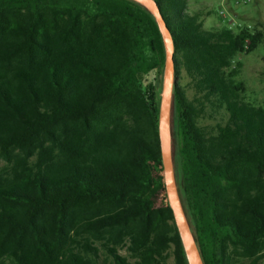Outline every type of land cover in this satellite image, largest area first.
I'll return each instance as SVG.
<instances>
[{"label":"trees","instance_id":"obj_1","mask_svg":"<svg viewBox=\"0 0 264 264\" xmlns=\"http://www.w3.org/2000/svg\"><path fill=\"white\" fill-rule=\"evenodd\" d=\"M156 1L190 78L177 180L205 264H263L264 99L236 76L264 29ZM165 62L134 0H0V264H189L160 142Z\"/></svg>","mask_w":264,"mask_h":264},{"label":"rangeland","instance_id":"obj_2","mask_svg":"<svg viewBox=\"0 0 264 264\" xmlns=\"http://www.w3.org/2000/svg\"><path fill=\"white\" fill-rule=\"evenodd\" d=\"M188 10L192 13H199L207 27H221L230 25L229 19H233L238 26L248 25L251 27L258 26L264 29V0H248L247 3L238 4L235 0H189ZM223 10L227 18H224L220 11ZM243 66L236 80L245 83L247 90L245 97L247 101L254 104H262L264 99V42L261 43L254 51L242 57ZM158 74L152 73L148 76L149 80L156 78ZM160 92H162L164 72L159 75ZM176 80L187 87L190 78L184 71L181 72ZM189 96L193 91L188 89ZM220 117V116H218ZM204 123H214L207 120ZM172 143L175 161V170L177 179H181V163L178 153V136L176 128V118L173 109L172 117ZM125 253V251H122ZM112 264V263H111ZM168 264H174L171 257ZM264 264V261H263Z\"/></svg>","mask_w":264,"mask_h":264},{"label":"water","instance_id":"obj_3","mask_svg":"<svg viewBox=\"0 0 264 264\" xmlns=\"http://www.w3.org/2000/svg\"><path fill=\"white\" fill-rule=\"evenodd\" d=\"M145 6L155 17L162 32L166 50L163 87L160 98L159 132L165 171L166 189L175 221L189 264H205L194 227L181 196L173 154L172 117L175 108L174 90L177 85L175 42L156 0H134Z\"/></svg>","mask_w":264,"mask_h":264},{"label":"built area","instance_id":"obj_4","mask_svg":"<svg viewBox=\"0 0 264 264\" xmlns=\"http://www.w3.org/2000/svg\"><path fill=\"white\" fill-rule=\"evenodd\" d=\"M235 2L238 3V4H241V3H247L248 0H235ZM220 13H221V15H222L224 18H227V17H226V14H225V12H224L223 10H221ZM228 22H230L229 24H230L231 26L236 25V22H235L233 19H229ZM239 57L242 58L243 55H240Z\"/></svg>","mask_w":264,"mask_h":264}]
</instances>
